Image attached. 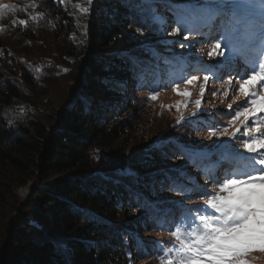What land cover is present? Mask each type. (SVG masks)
Listing matches in <instances>:
<instances>
[{"label": "trees", "instance_id": "1", "mask_svg": "<svg viewBox=\"0 0 264 264\" xmlns=\"http://www.w3.org/2000/svg\"><path fill=\"white\" fill-rule=\"evenodd\" d=\"M2 3L25 10L0 18V264H162L153 242L175 244L169 224L203 203L196 191L186 200L165 176L177 177L168 170L187 164L182 146L197 143L213 173L242 171L249 154L238 146L243 128L236 139L210 137L213 126L241 127L232 120L237 107L223 117L215 103L202 101L203 112L177 125L181 112L189 117L196 108L171 114L149 96L177 83L188 87L183 81L190 75L202 79L198 85L205 75L212 83L222 66L239 82L236 60L244 68L264 59V0H222L213 45L219 42L224 56L209 50L206 59L196 46L209 32L180 6L221 0ZM37 13L43 18L31 21ZM153 15L163 23H153ZM19 19L29 20L28 27L11 23ZM181 25L186 30L177 37ZM202 66L200 75L193 73ZM233 146L240 155L217 169ZM185 171L215 187L190 164ZM25 187L31 191L23 200Z\"/></svg>", "mask_w": 264, "mask_h": 264}, {"label": "snow or ice", "instance_id": "2", "mask_svg": "<svg viewBox=\"0 0 264 264\" xmlns=\"http://www.w3.org/2000/svg\"><path fill=\"white\" fill-rule=\"evenodd\" d=\"M57 2L62 3L63 0H57ZM87 3L90 4L91 0H87ZM38 6L35 3L26 5L28 8ZM225 6L221 0L219 4H209L200 8L180 7L197 16H205L210 21L220 8ZM76 7L83 14L89 12V8L86 6L81 7L77 4ZM24 10V8H18L14 3H0V18H6L9 14ZM43 16V13H37L30 16V20L38 21ZM151 19L153 23H163V19L158 15H153ZM11 23L27 28L29 20H12ZM177 23H181L179 19ZM140 30L137 29V31ZM185 30L183 25L178 26L175 28L174 34L179 37ZM3 31L4 29L0 28V32ZM187 39L188 37L185 36L184 40ZM179 42L181 46H184L183 41ZM229 43L226 36L224 47H229ZM209 55L224 56V50L219 42L214 44ZM225 59L229 58L225 57ZM64 71L66 72L67 69ZM237 76L239 77L237 91L246 99L242 105L237 106L232 120H239L241 127L229 131V127H231L229 125L221 131L213 126L210 137L236 139L237 134L243 128L238 146L249 155L243 157L242 171L224 170L221 172L217 170L213 173L203 166L206 155L197 143L182 146L179 155L186 157L187 164L174 170H168L178 173L177 177L169 176L167 172H165V176L172 181L177 191L184 192L185 195L189 191H196L203 203L196 205L194 212L192 209H188L186 214H182L178 220L169 224L168 230L176 241L175 244H166L164 241L153 242L158 248V259L162 264L164 262L166 264H249L246 259H243L245 255L251 251H264V119L258 117V113H264V95L261 94V90L264 89V59L258 63L246 64L242 71L237 72ZM209 79L210 77L205 75L204 82L200 85H198L199 77L196 75H190L184 79L185 85H192L193 90L199 92L201 98L194 102L190 100L193 91L187 87L181 90L179 83L174 85L173 91L186 98L175 104L176 111L181 112L182 108L187 109L193 103L197 110L189 117L181 112L176 120L177 125L190 122V117H195L198 113L203 112L201 105ZM225 83L229 85L230 90L232 79L229 78ZM229 90H225L223 93L226 98L229 96ZM213 94L215 95V93ZM157 98L158 93L149 96L150 100ZM227 107L232 109V104H228ZM241 117H243L242 120ZM250 120L252 121L251 126H249ZM238 155L240 154L235 152V146L232 149H227L226 153H221V158L216 161V168L223 169L222 161L225 158ZM189 164L203 172L215 187L210 190L207 184L199 185L198 179L185 171ZM155 183L156 181L152 182L153 187ZM160 183L163 184V181ZM145 213L148 214L147 209H145ZM257 239L259 244L254 243Z\"/></svg>", "mask_w": 264, "mask_h": 264}, {"label": "rangeland", "instance_id": "3", "mask_svg": "<svg viewBox=\"0 0 264 264\" xmlns=\"http://www.w3.org/2000/svg\"><path fill=\"white\" fill-rule=\"evenodd\" d=\"M3 1L4 0H0V3H2ZM174 4H179V2L174 1ZM190 13L193 14L192 12H190ZM195 17L198 20V22L201 23V26H203V28H205V29L207 27L209 28L208 29V32H209L208 37H206L204 40H200V42L196 46L198 48V51H200V53H201V58L206 59L209 57L208 51L209 50L211 51L212 47L214 46L213 45V43H214V40H213L214 36L213 35H214V32L216 31V28L218 27L217 22H216V17L214 16L210 21L205 16L195 15ZM185 36L186 35L184 34L183 40H184ZM201 42L202 43L205 42V43L203 45H201ZM255 45H257V42L255 43ZM202 46H204V48H202ZM191 50L192 49L190 48V51ZM190 51H188V52H190ZM204 59H203L202 64L207 62ZM256 59H257V57H256ZM183 61L185 62V64H184L185 70L191 67L190 64L187 62L188 58L183 57ZM235 63L241 65L238 62H235ZM203 67L204 66L196 69V71H194L193 73L200 75V73H202L200 71L203 69ZM238 69H240V67H238ZM221 72L223 73V75L220 77H217V75H219ZM236 72H239V71L237 70ZM215 76L217 77V79H215V81H212V83H209L208 87L206 86L205 95H204L202 101H204L205 103H209V104L215 103L214 105H215L217 111H219V113H222V115L224 117L227 115V112L231 111L233 108L237 107L238 105H242L246 98L243 97L237 91V89L239 87V82L237 80H234L233 71H232V73H229L227 68L225 69L223 66L218 67ZM229 78H231L233 81V83L230 87V90H229V85H227L225 83ZM199 80H202V79H199ZM187 88L190 91H193V95L190 97V100L192 102L201 98L198 90H193L192 85H188ZM181 90H183V88H181ZM225 90H229V96L227 98L223 95ZM213 93H215V95ZM261 94L264 95V89L261 90ZM184 99H186V98L182 97L180 95H177V93L175 91H173V89H170L168 91H164V92L160 93L158 95V98L156 100H154V105L158 109H165L166 111H168V113L174 114L176 111L175 104L178 101H182ZM228 104H232V109H229L227 107ZM191 106H194V103L190 104L188 108H190ZM258 117L260 118L259 115H258ZM240 119L242 120L243 117H241ZM213 121L223 122V120H219V119L217 120V118H214ZM238 123L240 124L239 120H238ZM210 125H213L212 122H210L209 126ZM251 125H252V121L250 120L249 126H251ZM207 129H208V127L206 128V130ZM220 138H223V137H220ZM209 140L210 139H208V141ZM143 141H144V139H140L138 141V144L143 143ZM30 191H31V187H25V188L20 189V195L23 198V200H25L30 195ZM190 195L191 194H188L185 199L186 200L191 199ZM138 226H140V223H138ZM254 243L259 244V240L257 239L256 241H254ZM132 254H134V252H132ZM243 259H246L249 262V264H264V251H251L247 255H245L243 257ZM131 264H137V261L132 260Z\"/></svg>", "mask_w": 264, "mask_h": 264}]
</instances>
